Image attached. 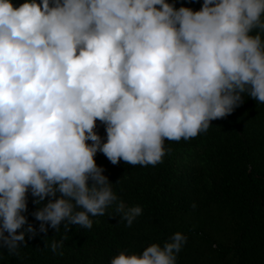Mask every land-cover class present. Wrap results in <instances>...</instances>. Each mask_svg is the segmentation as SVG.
Returning a JSON list of instances; mask_svg holds the SVG:
<instances>
[{
	"label": "clouds",
	"instance_id": "clouds-1",
	"mask_svg": "<svg viewBox=\"0 0 264 264\" xmlns=\"http://www.w3.org/2000/svg\"><path fill=\"white\" fill-rule=\"evenodd\" d=\"M261 34L264 0H203L197 11L168 0H0V249L19 255L45 224L91 229L90 216L114 203L131 227L142 209L117 203L96 154L154 166L166 140L206 132L244 94L264 104ZM29 191L37 205L49 199L32 213L39 229L18 232ZM186 240L177 232L111 264H176Z\"/></svg>",
	"mask_w": 264,
	"mask_h": 264
},
{
	"label": "trees",
	"instance_id": "trees-1",
	"mask_svg": "<svg viewBox=\"0 0 264 264\" xmlns=\"http://www.w3.org/2000/svg\"><path fill=\"white\" fill-rule=\"evenodd\" d=\"M168 2L197 11L203 0ZM12 3L17 6L16 0ZM96 132L106 142L105 127ZM164 147L162 162L154 166L123 160L113 165L100 152L94 157L117 203L142 209L131 227L115 213L114 203L103 216H90L91 229L70 225L66 230L62 222L58 231L45 224L46 233L26 234L19 255L0 249V264H111L121 252L162 247L177 232L187 240L176 264H264V104L244 94L243 103L231 115L211 121L206 132L166 140ZM34 199L29 191L22 213L27 224L18 232L28 224L39 229L41 222L32 213L49 198L39 205ZM61 240L63 247L53 252L52 242Z\"/></svg>",
	"mask_w": 264,
	"mask_h": 264
},
{
	"label": "rangeland",
	"instance_id": "rangeland-1",
	"mask_svg": "<svg viewBox=\"0 0 264 264\" xmlns=\"http://www.w3.org/2000/svg\"><path fill=\"white\" fill-rule=\"evenodd\" d=\"M23 2H25V0H16V5L19 6V4H21V3H23ZM96 123H97V126H96L95 131H98L99 128H101V127H105L103 124H101L100 121H97ZM88 142H90V141H88ZM124 205H125V204H124ZM125 208H129V207H127V206L125 205Z\"/></svg>",
	"mask_w": 264,
	"mask_h": 264
}]
</instances>
